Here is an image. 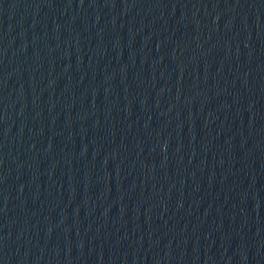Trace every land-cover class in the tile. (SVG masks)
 Masks as SVG:
<instances>
[{
  "label": "water",
  "instance_id": "obj_1",
  "mask_svg": "<svg viewBox=\"0 0 264 264\" xmlns=\"http://www.w3.org/2000/svg\"><path fill=\"white\" fill-rule=\"evenodd\" d=\"M0 264H264V0H0Z\"/></svg>",
  "mask_w": 264,
  "mask_h": 264
}]
</instances>
